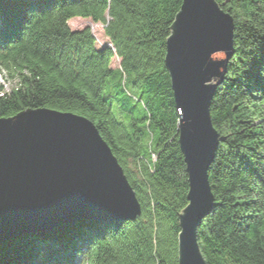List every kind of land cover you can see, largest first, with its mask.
<instances>
[{
	"label": "trees",
	"instance_id": "16d2710c",
	"mask_svg": "<svg viewBox=\"0 0 264 264\" xmlns=\"http://www.w3.org/2000/svg\"><path fill=\"white\" fill-rule=\"evenodd\" d=\"M216 1L235 20V54L210 107L223 140L198 243L207 264H264V0ZM182 3L0 0V76L19 83L10 92L0 83V118L30 108L87 117L142 206L135 220L79 219L15 237L0 264H179L189 176L165 58ZM74 19L101 25L105 40L72 29Z\"/></svg>",
	"mask_w": 264,
	"mask_h": 264
},
{
	"label": "water",
	"instance_id": "95a60500",
	"mask_svg": "<svg viewBox=\"0 0 264 264\" xmlns=\"http://www.w3.org/2000/svg\"><path fill=\"white\" fill-rule=\"evenodd\" d=\"M235 20L216 0H183L165 65L189 176L179 264H207L198 228L214 209L210 167L223 138L211 102L235 54ZM142 206L123 167L87 117L51 108L0 118V247L79 219L135 220Z\"/></svg>",
	"mask_w": 264,
	"mask_h": 264
},
{
	"label": "rangeland",
	"instance_id": "374dc122",
	"mask_svg": "<svg viewBox=\"0 0 264 264\" xmlns=\"http://www.w3.org/2000/svg\"><path fill=\"white\" fill-rule=\"evenodd\" d=\"M70 26L72 29H78V28H83L85 26H90L92 29V32L101 40H105L104 39V35H103V28L101 25H97V24H93L91 21L89 20H82V19H74L72 21H70ZM115 65H119V61H115L114 63ZM0 83H2L5 87V90L7 92H10L12 89H15L18 86V80L17 79H11V77H5V76H0ZM134 94H138L136 91H133ZM129 166L131 169H133V171H136L135 168V163L133 161L129 162Z\"/></svg>",
	"mask_w": 264,
	"mask_h": 264
}]
</instances>
